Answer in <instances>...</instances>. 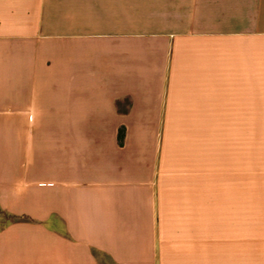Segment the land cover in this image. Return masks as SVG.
I'll use <instances>...</instances> for the list:
<instances>
[{"label": "crops", "instance_id": "1", "mask_svg": "<svg viewBox=\"0 0 264 264\" xmlns=\"http://www.w3.org/2000/svg\"><path fill=\"white\" fill-rule=\"evenodd\" d=\"M247 127L264 0H0V264H264Z\"/></svg>", "mask_w": 264, "mask_h": 264}, {"label": "rangeland", "instance_id": "2", "mask_svg": "<svg viewBox=\"0 0 264 264\" xmlns=\"http://www.w3.org/2000/svg\"><path fill=\"white\" fill-rule=\"evenodd\" d=\"M197 132L195 128L194 133L197 134ZM201 132L208 136L210 128H203ZM260 149H264V127H247V156L249 157L250 152H259Z\"/></svg>", "mask_w": 264, "mask_h": 264}, {"label": "trees", "instance_id": "3", "mask_svg": "<svg viewBox=\"0 0 264 264\" xmlns=\"http://www.w3.org/2000/svg\"><path fill=\"white\" fill-rule=\"evenodd\" d=\"M125 138V129L121 128L119 131V142L120 144H123Z\"/></svg>", "mask_w": 264, "mask_h": 264}]
</instances>
